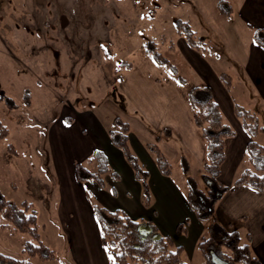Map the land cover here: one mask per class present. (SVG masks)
Returning <instances> with one entry per match:
<instances>
[{"label": "crops", "instance_id": "1", "mask_svg": "<svg viewBox=\"0 0 264 264\" xmlns=\"http://www.w3.org/2000/svg\"><path fill=\"white\" fill-rule=\"evenodd\" d=\"M238 8L242 26L254 32L264 29V0H240ZM229 25L226 22V29H221L223 26L215 31L208 29L201 36L211 47V55L192 48L179 35L172 41L173 50L170 42L168 58L187 79V86L181 85L174 75L157 77L142 71L136 61L130 62L123 78L116 79L125 100L124 105L113 107L114 116L129 124L130 148L149 172L152 194L149 207L143 203L142 185L134 170L110 138V126L103 125L86 107L74 110L73 116H54L43 143L47 166L43 167L53 185L45 176L33 173L27 179L28 185L31 178H36L47 186L40 196L32 192L33 198L44 202L45 212L57 219L65 239L64 260L57 257L43 261L44 264L111 263L102 244L95 205L121 210L134 220L150 223L156 234L171 236L176 245L184 248V259L192 264H206L198 243L208 236L209 222L199 220L188 201L190 185L199 192L207 190L203 180L206 142L193 121L189 90L209 87L225 123L235 132L226 141V159L219 177L223 185L232 186L245 168H251L247 156L251 137L236 115V105L255 113L264 125V47L256 42L255 33H243L236 24L234 27L241 31L235 28L230 31ZM233 37L240 39L234 41ZM150 58L146 55L142 59L148 63ZM222 73L231 76L230 89L223 83ZM256 140L264 145V133ZM149 144L157 145L168 158L171 175L160 172ZM95 150L104 152L111 169L119 175L117 180L106 175L104 188L94 181L82 183L76 175V164L87 163ZM214 212L223 226L233 224L243 236L250 234L252 253L259 264H264V192L243 185L233 187L215 204ZM186 220L190 224L188 232L176 235V227ZM142 233L147 235L146 229ZM2 238L0 233V252L21 258L25 242L9 244Z\"/></svg>", "mask_w": 264, "mask_h": 264}, {"label": "rangeland", "instance_id": "2", "mask_svg": "<svg viewBox=\"0 0 264 264\" xmlns=\"http://www.w3.org/2000/svg\"><path fill=\"white\" fill-rule=\"evenodd\" d=\"M221 1L224 8L232 9L230 17L221 13ZM239 2L0 0V88L5 96L0 103V120L10 130L0 141V189L18 206L31 204L38 216L42 241L59 259L66 256L59 222L45 212L44 202L32 195L40 196L47 186L36 178L27 183L33 173L45 176L53 185L43 167H47L43 143L54 116H73L74 110L86 107L103 125L110 126V131L114 130L117 116L113 107L124 105L125 100L116 81L127 73L123 64L136 61L140 70L153 76H173L169 68L151 58L144 62L142 47L148 40L157 39L158 50L170 57L168 47L178 37V19L187 22L198 36L207 34L208 29H226V22L230 31L255 33L239 22ZM9 145L15 147L17 155L8 151ZM89 167L94 169L96 165L91 163ZM33 184H37L38 193L32 189ZM203 204L209 205L205 199ZM4 223L0 217V224ZM0 233L9 244L21 245L30 239L1 226ZM33 263L44 264L39 259Z\"/></svg>", "mask_w": 264, "mask_h": 264}, {"label": "trees", "instance_id": "3", "mask_svg": "<svg viewBox=\"0 0 264 264\" xmlns=\"http://www.w3.org/2000/svg\"><path fill=\"white\" fill-rule=\"evenodd\" d=\"M222 3L223 1L219 3L221 13L230 17L232 9L224 8ZM177 33L184 37L192 48L206 55L212 54L208 42L198 36L182 19L177 20ZM255 40L264 47V29L255 31ZM158 47V40L151 39L143 45L142 51L150 56L156 64L169 68L176 80L181 85L187 86V79L179 73L171 60L158 50ZM170 49H174L172 41ZM123 65L128 68L131 63L125 62ZM220 76L225 86L230 89L232 86L231 76L227 73H222ZM4 100L5 96L0 88V103ZM188 100L194 124L206 142V160L203 165L206 193L202 194L196 187L191 186L188 194V201L197 218L209 222L208 236L200 240L198 249L206 264H213L211 251L216 252L219 258L228 264H259L251 250L250 234L243 236L233 224L227 226L220 224L215 215L214 206L233 187L243 185L258 192H264V145L256 140L258 135L264 133V125L260 124L255 113L236 105V115L251 137L247 145L248 162L251 168H245L232 186H226L220 182L219 177L222 164L226 159V141L228 138L234 137L235 132L225 123L220 107L214 100L209 87L190 88ZM9 133V128L0 120V141ZM129 133V124L120 117H116L114 130L109 132L110 138L113 144L123 152L124 157L134 170L136 179L142 185L143 203L149 207L152 202L149 172L132 152L129 145ZM148 147L155 157L160 172L165 176L171 175L172 165L161 149L155 144H149ZM8 151L17 155L13 145L8 146ZM91 163L96 165L94 169L89 167L88 164ZM76 175L78 181L82 183L94 181L102 188L105 187L106 175H110L115 180L119 179L118 173L111 169L106 155L101 150H95L87 163L78 162ZM204 199L208 201V206L203 204ZM94 212L100 227L102 244L111 258L110 264H188L183 257L184 248L176 245L171 236L156 234L155 228L150 223L134 220L124 211H111L100 205L94 206ZM0 217L5 221L4 224H0L2 228L10 229L11 233L26 234L30 237L22 248L21 258L11 257L0 252V264H34V259L44 262L57 259L56 252L42 241L38 216L31 204L24 202L18 206L8 200L0 189ZM188 225V220L180 223L177 226L176 235H185ZM142 229H146L147 235L142 233Z\"/></svg>", "mask_w": 264, "mask_h": 264}, {"label": "water", "instance_id": "4", "mask_svg": "<svg viewBox=\"0 0 264 264\" xmlns=\"http://www.w3.org/2000/svg\"><path fill=\"white\" fill-rule=\"evenodd\" d=\"M211 261L213 262V264H228L222 259H220L219 256L214 251H211Z\"/></svg>", "mask_w": 264, "mask_h": 264}, {"label": "built area", "instance_id": "5", "mask_svg": "<svg viewBox=\"0 0 264 264\" xmlns=\"http://www.w3.org/2000/svg\"><path fill=\"white\" fill-rule=\"evenodd\" d=\"M32 186H33L32 189L34 190V192H35V193H38V192H37V188H38L37 184H36V185L33 184Z\"/></svg>", "mask_w": 264, "mask_h": 264}]
</instances>
